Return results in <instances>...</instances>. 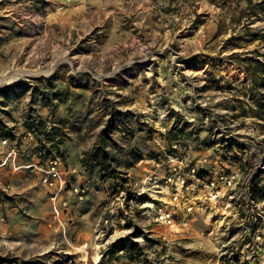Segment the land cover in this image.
<instances>
[{
	"label": "rangeland",
	"instance_id": "1",
	"mask_svg": "<svg viewBox=\"0 0 264 264\" xmlns=\"http://www.w3.org/2000/svg\"><path fill=\"white\" fill-rule=\"evenodd\" d=\"M212 117L232 126L220 136ZM0 130L40 146V161L60 156L63 176L60 146L108 153L86 163L102 192L85 229L58 226L47 195L36 219L9 214L27 199L0 186V264H264V198L262 246L229 260L234 220L198 214L169 229L152 220L147 189L205 140L238 165L261 162L264 189V0H0Z\"/></svg>",
	"mask_w": 264,
	"mask_h": 264
},
{
	"label": "built area",
	"instance_id": "2",
	"mask_svg": "<svg viewBox=\"0 0 264 264\" xmlns=\"http://www.w3.org/2000/svg\"><path fill=\"white\" fill-rule=\"evenodd\" d=\"M212 120H215L212 117ZM224 124L221 119H216L213 132L222 136L221 132L231 127ZM223 130V131H222ZM28 130L23 139L30 136ZM9 138L0 130V146H8ZM246 148H243V152ZM18 151L11 148L5 159L17 156ZM4 160V162H6ZM3 162V163H4ZM167 170L161 177L151 179L152 184L147 188L151 190L153 200L151 203L152 220L169 229L177 230L186 225L189 220L198 214L204 215L210 221H235V226L240 234V242H231V238L222 242L223 258L231 260L234 252L242 257L244 252L238 245L246 248L248 260H253L255 252L262 246V174L256 176V170L262 167L259 162L254 168L246 167V159L235 169L218 166L213 174L217 161L210 156H203L197 160L174 155L169 158ZM41 183L54 188L59 193L66 187L63 177L61 157L50 156L45 166H40ZM259 176V177H258ZM77 198H82V190L72 188ZM154 193V194H153ZM55 196L52 197L54 199ZM62 206H67V200H62ZM108 220L104 219V223ZM233 245L234 251L227 253V247ZM241 253V254H240Z\"/></svg>",
	"mask_w": 264,
	"mask_h": 264
},
{
	"label": "crops",
	"instance_id": "3",
	"mask_svg": "<svg viewBox=\"0 0 264 264\" xmlns=\"http://www.w3.org/2000/svg\"><path fill=\"white\" fill-rule=\"evenodd\" d=\"M167 129L169 128L167 127ZM172 131L174 130L172 129ZM4 134L9 135V132H4ZM177 136L179 137L180 133H178ZM204 142L205 146H194L196 152L202 154L195 159H199L203 156H210L213 160H216L218 163L214 165L213 174L215 171H218V166L229 167L230 169L238 167V152H236L237 156L234 158V151H232L230 146H219L217 144V146H209L210 144L207 140ZM14 144V140L11 142L9 140L8 146H0V186L6 191L11 190L12 192L18 190V193H23L27 200L25 202L22 200L16 207L10 208L8 213L15 215L18 209H22L19 210L22 214L27 213L28 215L29 213L33 215V219H36V214L32 210L33 208H37L35 200L39 194L42 196L47 195L48 201L46 202V199L43 197V203L48 204L49 213L58 226L64 229L65 227L68 228L69 220L72 222L73 231H78L81 226L82 229H85L84 224L87 222L91 211L95 209V200L92 202L95 196L93 192H102L100 189H97L98 187H95L93 183L95 177L90 174V170H85L86 163L94 161L95 157H97L87 152L93 146H60L62 149L63 147L64 149H66L65 147L69 149V160L72 164H69L67 169L64 168L66 169V176L63 177L66 179V187L59 193H55L54 188L45 186L40 180L41 172L39 167L46 165V160L50 155L46 157V159L40 161L37 156L40 146H25L24 144L13 146ZM98 147L101 152H104V147L97 146V148ZM11 148H15L18 151L17 156L13 158L9 157L6 160V154ZM82 155L86 157L83 161L81 160ZM4 160H6V162H4ZM68 186L84 188L85 194L82 196L83 198L79 200L77 194L73 192L71 188H67ZM53 196H55L54 199H52ZM64 199L67 200V206L61 205ZM26 205L30 206V210L26 208ZM88 222L86 223L87 225ZM69 232L68 235L70 236Z\"/></svg>",
	"mask_w": 264,
	"mask_h": 264
},
{
	"label": "trees",
	"instance_id": "4",
	"mask_svg": "<svg viewBox=\"0 0 264 264\" xmlns=\"http://www.w3.org/2000/svg\"><path fill=\"white\" fill-rule=\"evenodd\" d=\"M100 148L98 147L96 150H97V153L95 154L96 156H98V153L101 151V150H99ZM102 154H103V156L104 157H108L107 155H108V153H106V152H102ZM262 194L261 193H258V197H261L262 199L264 198V189L262 188Z\"/></svg>",
	"mask_w": 264,
	"mask_h": 264
}]
</instances>
